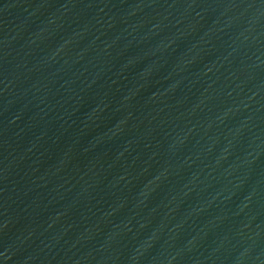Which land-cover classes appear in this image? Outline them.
I'll return each instance as SVG.
<instances>
[{"label":"water","instance_id":"obj_1","mask_svg":"<svg viewBox=\"0 0 264 264\" xmlns=\"http://www.w3.org/2000/svg\"><path fill=\"white\" fill-rule=\"evenodd\" d=\"M0 264H264V0H0Z\"/></svg>","mask_w":264,"mask_h":264}]
</instances>
